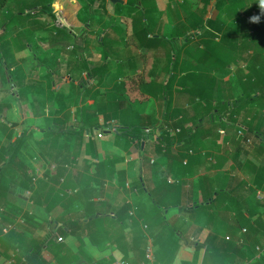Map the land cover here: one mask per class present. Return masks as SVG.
Returning a JSON list of instances; mask_svg holds the SVG:
<instances>
[{"label": "trees", "instance_id": "1", "mask_svg": "<svg viewBox=\"0 0 264 264\" xmlns=\"http://www.w3.org/2000/svg\"><path fill=\"white\" fill-rule=\"evenodd\" d=\"M54 1L0 0V92L7 89L8 93L6 97H0V258L11 260L12 264H88L84 260L90 257L88 254L95 255L92 249H96L103 256L90 259L96 260L97 264L116 261L150 263L147 248L152 239V264H264V255L255 257L256 246L264 244V199L257 198V189L264 190V129H254L248 124L247 129L240 126L246 125L243 118L246 109L257 106L264 109V63L255 60L249 64L251 77L248 82L252 83V88L236 89L234 97L222 93V79L210 73L196 75L194 72L201 65L210 69L223 65L224 55H219L221 47L213 43V37L221 36V42H235L232 48H239L244 41H250L249 51L263 55L264 17L263 24L261 20V23L248 27V18L238 14L235 18L237 26L231 27L233 23L227 10V0H200L199 3L184 0L181 3L183 17L178 16L175 9L173 12L170 4L169 11L173 12L176 23L168 33L163 28L164 11L159 9L157 0H127L124 4L111 2L113 23L104 34H98L93 44L102 49L106 62H80L81 54L77 62L66 63V74H71L72 81L67 84L65 79L64 84L54 90L49 84L47 90L44 81L36 80L39 76H21L22 67L14 65L13 59L16 52L31 48L37 36L39 41L51 44L59 37H73L53 12ZM105 1L101 0V6L94 9L96 0H80V3L92 11L93 18L94 13L107 15ZM241 4L244 12L250 6L251 17L260 14L259 0H244ZM13 7L19 8L18 13H12ZM212 7L218 13L208 17ZM44 14L53 19V26L46 20L41 21ZM119 17L131 18L134 37L143 55L154 50L157 59L162 56L168 61V75L162 81L146 83L143 89L166 102V121L158 125L159 134L152 144L155 153L165 156L174 152L181 162L180 175H174L173 181L168 179L169 172L154 189L146 183L143 185L140 180L151 206L148 209L141 207L138 215L130 214L134 206L138 207L135 202L121 200L115 204L110 199L111 193L119 191L109 189V197L105 196L103 188L105 185L113 187L115 180L126 189L127 176L126 171L116 167L122 159L119 155L103 158L95 134L102 126L100 115H104L106 123L116 119L118 136L129 151L133 143L141 150L151 130L126 123V119L120 117L121 113L117 115V109L108 103L101 104L99 98L108 94L101 91L94 92L93 104L78 108L76 116L79 115L80 128L69 124L74 116L70 107L82 94H77L76 89L81 90L86 84L81 79L74 85L72 73L87 70L91 78H96L103 74L102 67L107 65L108 59L121 56L126 32L123 33L122 27L116 23ZM96 28L95 24L90 35ZM243 30L245 33L240 32ZM41 31L48 32L47 37ZM239 40L242 44L238 43ZM186 47L193 49L194 63L183 54L178 55ZM45 68L48 69L43 73L46 77L54 75L49 67ZM175 86L176 91L187 98L184 104L174 107ZM25 101H31L33 115L43 116L47 122L42 137L38 139L33 131L23 129V123L12 120L16 102L23 105ZM261 112L264 120V112ZM169 118L174 122L169 123ZM254 119L259 120V112ZM172 128L175 134H171ZM220 129H225L226 134L218 144ZM240 129L244 130V136L239 135ZM206 138H209L208 142ZM249 138L252 143L248 142ZM210 143L218 145L220 152L215 156L216 164L208 166L210 170L226 167L230 155L238 161L243 150L255 154L256 159H249L244 165L254 174L256 189L250 187L235 193L234 189L221 187L205 191L197 200L182 201L185 181L181 175H191L192 159L202 155V150L207 149ZM175 145L177 150H174ZM25 155L43 161V177L35 178L37 174L34 171L30 173L32 166ZM84 155L87 157L83 159L82 169L76 170L78 159ZM210 155V151L205 153V162ZM188 156L189 161L184 164ZM12 183L23 184L30 192L31 209L24 210L11 203L9 188ZM93 184L100 189H92ZM96 196L100 199H94ZM102 197L105 200H101ZM58 207L61 208L59 215L56 213ZM173 207L179 211L176 222L167 216V210ZM35 208L45 215L36 212ZM230 211L234 214H230L228 220ZM196 225L210 230L206 240H190L188 232ZM243 228L247 229L245 233ZM41 230L45 234L38 235ZM70 237L78 243L77 253H73L67 243ZM105 252L109 253L108 260ZM182 252L185 253L181 255ZM0 264L4 263L0 261Z\"/></svg>", "mask_w": 264, "mask_h": 264}, {"label": "crops", "instance_id": "2", "mask_svg": "<svg viewBox=\"0 0 264 264\" xmlns=\"http://www.w3.org/2000/svg\"><path fill=\"white\" fill-rule=\"evenodd\" d=\"M124 1V3H126L127 0ZM107 2L108 3H106V11L107 15L110 16L114 14V9L113 5L110 4L111 1L107 0ZM183 2L184 0H164V3L162 5L161 0H157L159 9L164 11L163 22L166 23V25L169 24L170 27H172L176 23V19L172 18L174 16V9L176 10L175 13H178V16H184V10L181 7V3ZM54 4L55 5L53 12L55 13L57 19L67 26L66 30L73 34V37L71 39L59 37L56 38V42L52 44L48 41L41 42L37 40V43H39L38 46L36 45L37 49L35 48V45H32V47L29 49L16 52L14 55L13 62L14 65H19L18 67H22L23 72L20 73L21 76L26 75L27 78L29 77V75H35L33 76V78H35L36 76H39L38 74L41 75L43 73L42 70H40L39 65L42 66L44 63L47 64L48 61H51L50 65L47 66L56 73L55 76H50V79L54 80H52V83H54L53 86L54 89H56L64 84L63 80L66 79L65 81L67 84L72 81V78L70 76L71 74H68V72L66 74V69L61 74V70H58V67L66 65V63L69 61L70 63L77 62L79 55H83V58L79 57L80 62L87 61L89 63L93 62L95 64H101L102 62L105 63L106 61L103 59L102 49L93 46L95 41L93 43V41L87 37L85 33V28H80L81 25L79 24L81 22V19L77 15L78 11H75L77 5L71 4L68 1L63 4H59V0H55ZM170 4H172L173 12L169 11ZM71 5L74 6V13L70 12L71 9H73ZM174 5L178 6V9ZM214 13L216 15L218 12L214 11V8L212 7L208 12V17H213ZM168 15L170 17L169 19ZM44 16H46V14H44L42 18H44ZM115 17L117 19L118 16L115 15ZM119 18L120 19H118L116 23L119 24L121 27L122 22L124 20H128V25H130V27L127 28L128 32L125 27H122L123 33L126 32V44L123 45V51L121 56L112 60L108 59L107 65L102 67L103 74L97 76L96 78H91L87 70H83V72H81L80 70H76L74 73H72L74 77V85H77L81 81V79H84L86 81V84L85 87L83 86L80 88L81 90H79V88L76 89L77 94H79V92H82V94L80 100L77 101V103L75 104L73 103V105L70 107L72 112H75V118L73 119L72 117V119L70 120L72 123H70L69 121V124L71 126H77L78 128H80L79 115L76 116L78 108L93 104L95 100L93 95L94 92L101 91L103 93L108 92V96L110 97V99L114 100L117 106L120 107L116 108V113L117 115L121 113L120 117L125 118L126 123L141 125L144 127H148L151 130V134L147 136V143L143 142L144 146L141 150L137 148L136 143H133L129 151L125 149L124 140L118 136V133L116 131L119 126L117 120L112 119L111 121L106 123L104 115H100V123L102 124V126L97 129L95 134V138L99 147V152L101 153L103 158L107 156L119 155L122 159L117 163L116 167L118 170L126 171L127 176L126 189L120 187L118 184L119 182L115 180L113 182V187L112 185L111 187H109L110 185H105V187L103 188L105 189L104 193L106 192L105 196L109 197V194H107V190L109 189L119 191H116L117 193H111L112 196H110V199L115 204H119L121 200H126L130 203L135 202L138 207L134 206L133 210H131L133 214H131V212L130 214L138 215V210H140L141 207H143L144 209H148V207L150 208L151 206L150 199L141 188L140 180L143 181V185L144 183H146L150 189H154L162 181L163 176L169 172L170 174L168 175V179L170 181H173L174 175L179 174V167L181 165V162L180 160H178V156L174 152H171L165 156L155 153L152 144L159 134L158 125L161 122L166 121V102L163 101L161 97H159L158 99L152 96L146 88L143 89V85H145L146 83H149L152 80L162 81L163 78L168 75V67L166 66V63L168 61L165 60V58L157 59V54L154 50L148 52L146 55H143L140 47L138 46L137 40L134 37V29L132 26L131 18ZM41 21L43 22L44 20L41 19ZM89 25L90 23L87 24V26ZM87 29L90 33V30L92 28L87 27ZM106 31H104V33ZM41 32V34L44 36H46L48 33H44V31ZM127 33L132 35L134 43H132L131 40L128 38ZM52 34L55 35L56 33L53 32ZM73 39L75 40V42L73 41ZM131 47L135 49L134 53L130 52ZM250 52L252 53V50ZM31 59L34 60L33 63L30 62ZM157 61H159L158 64ZM26 63H28V65H26ZM32 66H37L38 69L35 72L32 71V74H29L30 70L32 69ZM56 77L57 80L55 79ZM225 78L226 80H230V75L226 76ZM48 80L49 79L47 78L46 80H44L43 78L42 81ZM131 82L133 83L131 84ZM136 95L137 97H135ZM173 98L175 107L176 104H184L187 97L182 93H178L176 91L175 86ZM99 100L101 101V104H104L106 102V99L103 97H100ZM131 108L134 109V111H130ZM188 110L191 114V110L189 108ZM261 110L264 112V109H262L261 106L250 108L249 110L246 109L243 112V118L246 125L240 124V126L244 129H247L248 124L254 129H264V120H262L263 113L261 112ZM129 111L133 113V116L127 115ZM12 112L14 121L18 122L19 124L23 123V129H27L28 132L33 131L37 139L42 137L43 131L47 126V122L43 116L33 115L31 111V101H25L22 106H19L18 111L15 109L14 106ZM258 112L259 120L257 121V119H254V117L258 116ZM27 118L34 119L35 122L29 125L26 123V121L29 120ZM168 122L173 123V118H169ZM100 131H102L103 133L102 137H99L98 135ZM21 132L22 130L19 131L17 135H20ZM38 133H41V135H38ZM171 134H175L173 128L171 130ZM224 136L225 135L220 134V140L218 144L220 143V141H222V139H224ZM88 137L89 136L87 134L86 138L88 139ZM207 139L209 138H206V141L208 142ZM210 144L211 145H207V149L202 150V155H197L194 157V159H192V165L190 167L191 175H181V179L185 181L183 183L182 188L184 190L183 192L185 195L183 196L182 201L191 202L197 200L198 198L202 197V194L205 191H208L209 189H219L221 187L234 189L235 193H239L243 189H250V187L256 189L257 186L254 183L255 176L252 171L244 165L245 161H248L249 159H256L255 154L249 153L248 150H243L240 156L238 157V161L233 158V155H230L227 157L226 167L210 170L208 166L212 163L216 164L215 156L220 153L218 145L212 143ZM145 145H147L146 149ZM174 150H177L176 145L174 147ZM209 151L212 153V155H210L209 160L205 162L203 157L205 153H209ZM85 157L87 156L84 155L83 157H80L78 159V164L75 166L76 170L82 169L83 159ZM24 158H26V160H29V163H31L33 170L31 169L30 173H33L34 171L37 174L36 176H34L35 178L43 177V161L37 159L33 160L28 155H25ZM189 158L190 157L188 156L184 159V164L189 161ZM75 163H77V161ZM54 168L55 166H52V169ZM91 188L100 189V186L93 184ZM9 189H11L12 191L13 189H16L15 192H18L19 194H21V196L24 195V199H15L16 202L22 200L16 205H18L24 210H29L32 208L29 203L30 195H27V198L25 195L30 194V192L28 190H25L27 188L23 184L12 183ZM94 199L97 200L100 198L96 196ZM101 200H105V197H102ZM230 210L232 211V209ZM60 211L61 208L58 207L56 212L57 215H59ZM231 211L227 213L228 220L230 219V214H234ZM36 212L39 213L38 210ZM167 216L170 220L174 222L178 221V208L173 207L168 209ZM188 233L190 236V240L193 241L197 239L204 241L209 236L210 230L208 228H201L200 226L196 225L195 227H192V229ZM152 241V239L149 241L148 247L151 246V244L152 247H154V242ZM67 243L73 249V253H77V241L70 237L67 239ZM92 251L95 255L88 254L90 257L86 258L84 262L88 261V264H97L96 260H92L90 258L93 256L98 257L103 255L99 254V251H96V249H92ZM182 251H185V249ZM108 255L109 253L105 252L104 256H106L105 258L107 260L110 258ZM12 256H14V254H12ZM153 260L154 258L150 260V263L139 262L136 264H152L151 262ZM0 261L4 264L13 263L11 260L5 261L4 257H1ZM120 263L121 261H116L112 264Z\"/></svg>", "mask_w": 264, "mask_h": 264}, {"label": "rangeland", "instance_id": "3", "mask_svg": "<svg viewBox=\"0 0 264 264\" xmlns=\"http://www.w3.org/2000/svg\"><path fill=\"white\" fill-rule=\"evenodd\" d=\"M66 1H68L69 3L71 4H74V5H77L75 8V11H78V17L81 19L80 21V24L81 25V29L85 28V33L87 35L88 38H90L93 43L94 41L96 40L98 34H104V31H106L109 27H110V24H112V19L110 18V16L108 15H103V14H98V15H95L94 13V16L92 18V11L87 9V7H84L81 3H80V0H59V4L60 3H65ZM168 1V0H167ZM181 1V0H179ZM196 3H199L200 0H195ZM241 1H244V0H227L226 4H227V10L230 11V16H231V19H232V23L233 25L231 27H236L237 25L235 24V18H237L238 14H243L242 16L245 18L247 17L248 18V22H249V18L251 17V13H250V6H248V10L247 12H244L243 8L241 7ZM55 2V1H54ZM106 3L107 0L105 1V7H106ZM164 3V0H161V4L163 5ZM13 6L15 5V3H12ZM110 4L112 5V3L110 2ZM115 4V3H114ZM55 5V4H54ZM54 5H53V10H54ZM10 6H11V3H10ZM73 7V9H71L70 12H73L74 13V6L71 5ZM99 6H101V0H96V2L93 4V9L94 8H98ZM78 9V10H77ZM12 13H18L19 11V8L17 7H13L12 8ZM28 9H25V11H27ZM29 11V10H28ZM250 13V14H249ZM72 14V13H71ZM113 14V13H112ZM75 15H76V12H75ZM215 15V13H214ZM213 15V16H214ZM183 17V16H182ZM169 15H168V19H169ZM173 18V17H172ZM42 20H46L48 21V23L51 24V26H53V19L52 18H48L47 15L44 16V18H41ZM174 19V18H173ZM60 21V20H59ZM92 21V22H91ZM61 22V21H60ZM93 23L92 26L89 25L87 26L88 23ZM112 22V23H111ZM173 22V21H172ZM95 24L97 25L98 30H95V33L93 35H90V33L88 32V28H92L95 26ZM262 24H263V20H262ZM164 26L163 27L164 29H166V32L168 33H171V29L172 27L170 28V25L166 23H164ZM250 25H248V27H250ZM35 27V26H34ZM122 27H125V29L127 30L128 32V27H130V25H128V20H124L122 22ZM90 30V29H89ZM91 31V30H90ZM241 33H245V30L243 31H240ZM128 35V38L131 40L132 43H134L133 39H132V35L127 33ZM221 36L219 37H213L212 38V41L215 45L221 47V51L219 53V55H224L223 57V65L221 67H217V68H214V69H210V67H206V66H198L197 68L194 69V72L195 74L197 75L198 73H210L212 74L213 76H216L217 78L219 79H222L223 80V84L221 86V91L223 94L227 93L228 96L231 95V97H234V95L236 94V89L239 90H242L240 89L241 87H243L244 89L245 88H252V83L251 82H248L249 81V78L251 77L248 73H249V64L251 65V63H253L255 60H262V63H264V54L261 55V53H251L249 51V46H250V41H244L243 45L239 48H232V46L235 45V42H221ZM39 39V36H37V38H35V40H33L34 42L32 43V45H35V48L37 49V46L39 43H37V40ZM73 41L75 42V40L73 39ZM37 43V44H36ZM181 43V42H180ZM192 43H194V41H192ZM191 43V44H192ZM239 44H242V41L239 40L238 41ZM171 44V43H170ZM37 45V46H36ZM182 46V44L180 45ZM43 47V46H42ZM195 46H193L192 48H194ZM243 47V48H242ZM187 48V47H186ZM192 48H187L185 50H183L181 53H179L178 55H184V57L186 59H190L192 60V63L195 62L196 59H193L195 58L192 54ZM130 52L131 53H134L135 52V49L133 47L130 48ZM52 52V51H51ZM160 59H162L163 57L162 56H159ZM262 58V59H261ZM51 59V58H50ZM49 59V60H50ZM34 60H30L31 63H33ZM160 61V60H159ZM198 61V60H197ZM44 62V61H43ZM51 61H48L47 64H43L42 66L39 65V68L40 70H42V72L44 73L45 71H47L48 69L45 68L48 67L47 65H50ZM245 64V65H243ZM247 64V66H246ZM26 65H28V63H26ZM229 66V67H228ZM228 67V68H227ZM38 69L37 68H34V69H31L30 70V73L29 74H32V71H36ZM66 69V65H63L61 67H58V70H61V74L65 71ZM54 72V71H52ZM41 73V72H40ZM38 74L39 75V78L37 80H40L42 81L43 78L44 80L49 79L48 81H44L46 83V88L48 87L49 84H51V89H54V86L52 83V80L53 79H50V76L46 77L44 74ZM230 75V80H226V76ZM31 76H35V75H31ZM55 76V72H54V75ZM62 77V75H61ZM120 77V76H119ZM57 80V77L55 78ZM59 80V79H58ZM54 81V80H53ZM133 82H131L132 84ZM6 85H9V83H7ZM254 87H256V85L254 84ZM7 90V89H6ZM6 90H3L0 92V97L1 98H4L8 95V93L6 92ZM48 90V88H47ZM108 93V92H107ZM215 94H217V91L215 92ZM105 99H106V102L105 103H108L111 107L113 108H120L117 106V104L115 103L114 100L110 99V97L108 96V94L105 95ZM137 97V95L135 96ZM230 97V98H231ZM79 99L76 100L75 103H77V101H79ZM74 103V104H75ZM22 106V103L20 102H16L15 104V109L18 111L19 109V106L20 105ZM253 108V107H252ZM134 111V109H130V111ZM32 111V110H31ZM127 113L128 116H133V113L130 112ZM7 112V111H6ZM6 112H4L6 114ZM3 113V114H4ZM4 114V115H5ZM73 114H75V112H73ZM6 116V115H5ZM9 116V115H8ZM31 116V115H30ZM75 118V116H73V119ZM29 119V118H27ZM12 120L14 121V119L12 118ZM116 120V119H114ZM118 121V120H117ZM35 120L34 119H29L26 121L27 124L31 125V123H34ZM70 123H72L70 121ZM74 123V121H73ZM118 123V122H117ZM135 125V124H134ZM38 135H41V133H38ZM16 190V189H15ZM15 190L13 189V191L11 190L10 191V197L12 198V204H17L19 202H21L22 200H19L18 202L15 201L16 198H23L24 199V195L21 196V194H19L18 192H15ZM26 195V198H27V195L29 196V194H25ZM36 209V208H35ZM37 211V209H36ZM39 212L42 214V215H45L44 212H41V210L39 209ZM0 225H2V221L0 220ZM13 226V225H12ZM14 227V226H13ZM45 234V231H39V234L38 235H43ZM185 252H182V254H184Z\"/></svg>", "mask_w": 264, "mask_h": 264}, {"label": "built area", "instance_id": "4", "mask_svg": "<svg viewBox=\"0 0 264 264\" xmlns=\"http://www.w3.org/2000/svg\"><path fill=\"white\" fill-rule=\"evenodd\" d=\"M178 131H179V130H177V132H178ZM219 133L222 134V135H225V134H226L225 130H222V129L219 130ZM238 133H239L240 136H244V130H243V129H240ZM98 135H99V137H102V135H103L102 131H100V132L98 133ZM248 142H249V143H252V139L249 138V139H248ZM257 198H258L259 200H263V199H264V190H263L262 188L257 189ZM131 214H133V213L131 212ZM145 227H146V226H145ZM246 231H247V229H246V228H243L242 232L245 233ZM227 239H229V237H227ZM60 240H61V239H60ZM147 251H148V253H147V259L152 260V259L154 258L152 244H151V246H149V247L147 248ZM255 252H256V254H255V257H256V258H260V257H262V256L264 255V244H258V245L256 246V248H255ZM120 264H129V263L121 262Z\"/></svg>", "mask_w": 264, "mask_h": 264}, {"label": "clouds", "instance_id": "5", "mask_svg": "<svg viewBox=\"0 0 264 264\" xmlns=\"http://www.w3.org/2000/svg\"><path fill=\"white\" fill-rule=\"evenodd\" d=\"M259 7L261 9L259 15H255L249 18L250 24H259L261 23L262 17H264V0H259Z\"/></svg>", "mask_w": 264, "mask_h": 264}, {"label": "water", "instance_id": "6", "mask_svg": "<svg viewBox=\"0 0 264 264\" xmlns=\"http://www.w3.org/2000/svg\"><path fill=\"white\" fill-rule=\"evenodd\" d=\"M112 3H124V0H110ZM144 146V143H143Z\"/></svg>", "mask_w": 264, "mask_h": 264}]
</instances>
